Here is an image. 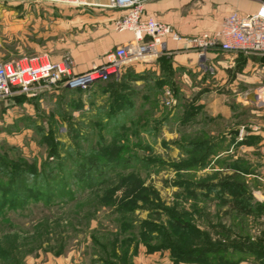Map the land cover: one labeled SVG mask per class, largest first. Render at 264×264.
<instances>
[{
  "label": "rangeland",
  "instance_id": "obj_1",
  "mask_svg": "<svg viewBox=\"0 0 264 264\" xmlns=\"http://www.w3.org/2000/svg\"><path fill=\"white\" fill-rule=\"evenodd\" d=\"M120 17L115 10L0 3V63L73 57L87 69L117 47ZM171 63L164 56L133 63L118 79L82 91L0 99V187L12 188L8 201L21 197L12 206L0 191V264H132L138 254L156 253L192 264L176 258L175 247L185 252L193 237L221 248L264 237L255 215H238L229 196L211 188L231 176L248 195L253 189L233 165L212 170L229 169L223 158L211 165L224 147L210 157L208 144L196 156L190 151L248 124L240 104L250 86L218 83L213 67L200 85ZM21 179L38 196L24 197Z\"/></svg>",
  "mask_w": 264,
  "mask_h": 264
},
{
  "label": "crops",
  "instance_id": "obj_2",
  "mask_svg": "<svg viewBox=\"0 0 264 264\" xmlns=\"http://www.w3.org/2000/svg\"><path fill=\"white\" fill-rule=\"evenodd\" d=\"M107 3L108 0H94L95 6L82 8L112 13L114 9L100 7L107 5ZM261 6H264V0H155L145 4L144 16L169 25L180 36L190 37L201 33L214 34L220 29L222 21L228 15L237 13L240 16H248L257 12ZM115 11L119 15L122 14L120 11ZM132 39L131 33L123 32L117 34L114 45L119 47L132 41ZM166 47L167 55L164 57H168L172 61L173 69L186 72L183 74L185 79L189 80L192 77L194 78L193 82L200 85L207 83L206 79L209 76L206 71L199 67L200 61L195 52L183 49L181 43L171 41H167ZM71 58L76 72H83L88 69H80L81 64L77 66L75 59ZM205 60V65L212 66L216 70L217 75L215 77L218 83L229 85L244 81L246 85L250 86L249 89H244L243 102L240 104L243 111L249 112L250 121L248 124H241L225 130L223 141L209 144L213 148L224 147L223 151L212 157L211 165L223 158L226 160V165H229V169H220L219 165L221 164H219L217 170H212L229 172L230 166H235L238 170L231 172L246 177V181L253 188L251 196L254 202L264 204V59L258 56H244L213 50L206 55ZM50 61L53 60L50 59ZM250 94L254 95L255 102L248 100ZM239 115L240 120L241 114ZM233 131H239V135L238 137L232 135L233 140H229ZM262 219H264V212L256 219L260 229H264V220ZM261 223L262 226H260ZM249 240L251 244H264V237L250 238ZM132 264L172 263L168 254L156 253L146 256L138 254L132 259ZM231 264H264V256L255 253L236 252Z\"/></svg>",
  "mask_w": 264,
  "mask_h": 264
},
{
  "label": "built area",
  "instance_id": "obj_3",
  "mask_svg": "<svg viewBox=\"0 0 264 264\" xmlns=\"http://www.w3.org/2000/svg\"><path fill=\"white\" fill-rule=\"evenodd\" d=\"M155 0H108L100 7L120 11L119 32L132 34V41L116 47L99 64L86 71L76 72L70 57L53 62L47 58L22 59L0 63V99L16 94L38 95L58 90L82 91L116 80L133 63L156 61L167 55V41L181 43L183 49L195 52L199 67L212 71L204 64L213 50L264 59V6L248 16L228 15L214 34L180 36L173 28L144 16L146 3ZM94 0H0L1 4H44L91 7ZM173 103L172 93L165 92V105Z\"/></svg>",
  "mask_w": 264,
  "mask_h": 264
},
{
  "label": "trees",
  "instance_id": "obj_4",
  "mask_svg": "<svg viewBox=\"0 0 264 264\" xmlns=\"http://www.w3.org/2000/svg\"><path fill=\"white\" fill-rule=\"evenodd\" d=\"M204 144L209 145V143L207 142H196V144H192V146L190 147L191 153H193V155L195 156L198 155V149L204 147ZM209 146L212 151L209 152V155L206 154L208 155V157L215 154V151H213L215 147L213 148L212 145ZM203 160H205V157L202 160H199V164L201 167L202 165H204ZM92 165L93 169L95 170L97 168V165ZM191 167H194V165H192ZM231 179V176H225L222 178L220 184L211 186V188L213 187L215 189H218V191H221V197L226 193L230 198L229 204L231 210L235 211L238 215H255L256 217L261 215V213L264 212V204H259L257 202L253 203L254 200L252 196L248 195L247 192L243 190V183H241L242 181L237 180V182L234 183L233 181H230ZM199 187L202 189L210 188V186H208L207 184L199 185ZM17 188H20L25 193L24 197L38 196V192L35 191L36 189L31 188V186H29L23 179L19 180ZM11 190V187H0V191H2L1 194L3 196V201L8 202V204H11L13 206L18 203V201H20L21 197H14L12 200L8 201ZM173 224L174 226L181 228L186 227V225L181 224L176 220ZM191 229L194 231V228ZM189 245L190 248L188 250L185 249V252L181 251V248L178 249L175 247V251H179V254H177L175 257L183 258L185 259V261L192 264H231L233 262V255L236 252L255 253L259 256H264V244H251L249 238H241L240 240L235 239L232 243H230V247L225 248L224 246L223 248H221V243H212L209 237L207 238L206 236L201 235L200 237H193ZM129 264L131 263L129 262Z\"/></svg>",
  "mask_w": 264,
  "mask_h": 264
},
{
  "label": "water",
  "instance_id": "obj_5",
  "mask_svg": "<svg viewBox=\"0 0 264 264\" xmlns=\"http://www.w3.org/2000/svg\"><path fill=\"white\" fill-rule=\"evenodd\" d=\"M248 100H250V101H252V102H255L254 95H253V94H250V95L248 96ZM231 134L234 135V136H236V137H238V135H239V131H233Z\"/></svg>",
  "mask_w": 264,
  "mask_h": 264
}]
</instances>
